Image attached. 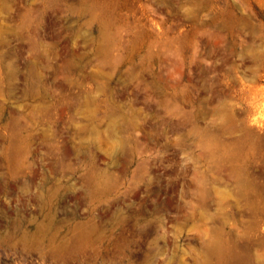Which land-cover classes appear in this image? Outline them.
I'll use <instances>...</instances> for the list:
<instances>
[{"label": "rangeland", "instance_id": "374dc122", "mask_svg": "<svg viewBox=\"0 0 264 264\" xmlns=\"http://www.w3.org/2000/svg\"><path fill=\"white\" fill-rule=\"evenodd\" d=\"M0 264H264V0H0Z\"/></svg>", "mask_w": 264, "mask_h": 264}]
</instances>
